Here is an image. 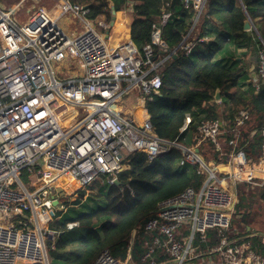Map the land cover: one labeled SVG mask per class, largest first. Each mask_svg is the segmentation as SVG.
I'll return each instance as SVG.
<instances>
[{
  "label": "built area",
  "instance_id": "obj_1",
  "mask_svg": "<svg viewBox=\"0 0 264 264\" xmlns=\"http://www.w3.org/2000/svg\"><path fill=\"white\" fill-rule=\"evenodd\" d=\"M206 1L185 0V5L200 16ZM60 10L54 16L36 8L20 23L15 12L0 5V264L50 263L47 240L59 231L41 226L39 211L49 213L48 222L64 209V197L87 189L101 175L115 183L136 151L154 160L176 148L181 152L178 165L196 164L197 173L205 176L203 186L188 187L159 203L145 226L156 235L140 262L132 257L134 229L125 261L106 249L93 264H195L202 255L208 256L203 264H264V235L252 228L239 234L232 227L238 184L264 185V125L250 134L262 138L256 158L241 147L243 127L251 119L248 108L226 120L201 121L189 146L161 138L148 104L161 93L159 66L176 53L162 40L161 27L155 28L152 44L142 52L133 40L111 48L97 28H109L105 18L90 20V9L71 0H62ZM68 13L83 21L82 30L73 36L59 22ZM170 15H163L162 24ZM195 25L182 47L187 56L208 39L197 40ZM153 45L166 54L164 59L154 54ZM258 56V63L246 69V84L256 93L264 85V47ZM67 61L77 66L71 76L58 70H70ZM134 92V106L123 113L125 93ZM190 123L188 116L182 133ZM222 139L228 150H223ZM205 142L221 152L217 160L200 152ZM70 178L77 191H67L63 181ZM75 225L79 223H69ZM209 231L216 243L203 248Z\"/></svg>",
  "mask_w": 264,
  "mask_h": 264
},
{
  "label": "trees",
  "instance_id": "obj_2",
  "mask_svg": "<svg viewBox=\"0 0 264 264\" xmlns=\"http://www.w3.org/2000/svg\"><path fill=\"white\" fill-rule=\"evenodd\" d=\"M74 1L90 9L88 18L91 20L102 15L107 21L111 20V6L117 11L132 7L131 38L138 49L142 52L146 45L152 44L155 28L161 27L162 40L170 50L176 51L159 66L163 80L161 93L148 104L151 121L158 136L167 140L179 139L182 144L189 146L198 133L201 121L226 120L234 112L248 108L251 119L243 127L241 147L248 156L256 158L260 155L262 138L258 134L250 138V134L264 125V85L257 93L253 87L245 88L241 85L246 73L240 69L241 61L238 59L237 64L234 59L238 58L235 50L245 48L246 64H249L250 56L258 63V50L264 46L256 34L244 29V21L250 16L264 41V0H207L193 34L197 40L203 36L208 39L198 42L188 56L182 47L198 11L193 6L186 7L185 0ZM168 12L171 15L162 24L163 15ZM213 16L223 21L226 30L225 34L208 41L212 28L207 31L206 26ZM119 28L123 32L122 38L125 37L124 26ZM226 45V56L215 59L217 52ZM153 47L154 54L159 55L160 60L164 59L166 54L158 46ZM217 88L221 89L219 101L214 97ZM188 116L191 117V123L182 133L181 128ZM207 143L200 145V152L209 159L217 160L219 151L212 144L215 154H208V147L205 146ZM228 149L226 146L225 150ZM180 157L181 152L177 148L154 160H150L144 152L132 153L126 161L127 168L118 176L120 183L110 184L108 191L104 193V208L78 216L76 214L71 222H78L79 225L73 229H68L67 219L64 218L62 223L58 221L50 224L51 229L61 232L60 240L52 248L53 256L49 249L50 264H93L106 249L116 258L125 261L134 229H137V233L132 257L135 262H140L148 243L156 235V232L147 231L145 226L155 216L159 203L188 187L200 189L204 184L205 176L197 173V165L179 166ZM66 189L72 192L68 187ZM237 191L238 203L232 227L239 234L247 233V228L250 227L264 235V185L240 183ZM90 192L89 187L82 189L74 197H64L62 202L67 206H78ZM103 192L105 191H100L102 194ZM63 213L64 210H57L55 216L60 217ZM208 234L209 240L201 243L203 248L216 243L214 232L209 231ZM196 239L199 242V238ZM72 247L75 251H71ZM261 248L264 251V241L261 242ZM77 251L81 252L72 259ZM207 259V255H202L193 262L203 264Z\"/></svg>",
  "mask_w": 264,
  "mask_h": 264
},
{
  "label": "rangeland",
  "instance_id": "obj_3",
  "mask_svg": "<svg viewBox=\"0 0 264 264\" xmlns=\"http://www.w3.org/2000/svg\"><path fill=\"white\" fill-rule=\"evenodd\" d=\"M72 2H74V1L72 0ZM61 3H62V0H0V5H2L3 7L10 9L13 12H15L16 17L20 23L27 21L28 19H30L32 17V15L35 12V10L32 9L34 7L35 8H42V9L45 8V9H47L48 12H50V14H52L54 16H58L60 11H61L60 10V4ZM71 17H73V20H70ZM210 20H211V22H208L207 31L210 28H212V31H210L208 41H213V39L216 38L217 35L225 34L226 25L219 18L218 19L215 18V16L211 17ZM59 22H60L61 26L63 27V29L65 31H67L68 34L71 36H73V33L80 32L83 28L82 27L83 21L80 20L79 17H74V15L72 13H68L67 15L60 18ZM109 22H110V20H109ZM247 31L254 33V35L256 34V36L258 37V39L262 42V44L264 46V41L262 40L260 32L257 30V28L256 29L252 28L251 30H247ZM227 32H229V27L227 28ZM122 35L123 34L121 33V36H120L121 39H122ZM263 39H264V37H263ZM230 46H231V48H234L233 44H230ZM245 51H246V49H244V50L240 49L238 51L235 50V55L237 57H241L240 69H242L244 71V73H246V76H247L246 69L249 68L253 64L256 65L257 60L253 59L250 56V58H251L249 60L250 62L248 61L250 65L249 64L247 65L246 60H245V56H244ZM258 52H259V50H258ZM234 61L237 64L239 63L237 58H235ZM67 62L72 65V68L70 70H68L67 68H64V67H61L58 70L64 72L65 76H71L74 74L73 72L77 69V66L72 64L71 61H67ZM60 77H61V75H60ZM240 83H241V85H243L246 88V86H247L246 78H244L243 81ZM135 95H136L135 92L131 93V94L125 93V95L123 97V101L130 103V105H132L131 103H133L135 101ZM123 108L128 110L127 106H123ZM221 144H222L223 150H225L226 149V141H224L222 139ZM211 145L212 144L207 143L205 146L208 147V154L212 155V154H215V152H214L215 148H214V146H211ZM22 178L26 179L25 170L23 172ZM107 178H108V176L101 175L99 177V179L94 184L89 186L91 192H90V194H87V197L82 202V204H80L78 206L64 205V209H63L64 213L60 217H56L54 215V216H52V220H49L47 222V220L50 217L49 213H47L45 211H44L45 213H42V211H39L38 216H39L40 223H42L41 226L47 225V228L51 229L50 224L52 222L57 223L59 221L60 223H62L63 222L62 219L64 218V219H67L68 229H73V228L78 227V225H75L73 227H69V223L76 218V214L78 216V215L94 212V211L100 210V209L105 207L106 196H104V193H106V191H108L109 186H110V183H106ZM100 191H105V192H103V194H102V193H100ZM54 213H56V211ZM78 233H80V231ZM60 234H61V232H59L58 234H55V235H51L47 240V246L50 249V253L52 256H53L52 244L54 246L57 245L58 241L60 240ZM49 249H48V253H49ZM71 251H75V248L72 247ZM80 252L77 251L76 253H74L72 256V259L76 258ZM48 255H49V260L51 261L50 254H48ZM32 262H35V261H32Z\"/></svg>",
  "mask_w": 264,
  "mask_h": 264
},
{
  "label": "crops",
  "instance_id": "obj_4",
  "mask_svg": "<svg viewBox=\"0 0 264 264\" xmlns=\"http://www.w3.org/2000/svg\"><path fill=\"white\" fill-rule=\"evenodd\" d=\"M74 1V0H73ZM72 2V0H71ZM76 1L72 2V3H75ZM2 6V5H1ZM32 9H36L35 7L32 8ZM31 9V10H32ZM45 9V8H44ZM47 10V9H46ZM30 11V10H29ZM111 14L113 16V13H112V6H111ZM105 17L102 15V16H99L97 18H95L94 20L92 21H97L99 19H104ZM80 19V17H79ZM113 18H111L110 22H109V28L106 29V30H103L101 27H97L100 31H103L104 34H105V38H107V41L109 44H115L113 45L114 47L122 44L123 42H126V41H129V40H132L131 38V25H132V21H133V10H132V7L131 8H127L126 10H119L117 11L116 10V13H115V19L113 20V23L111 24V21H112ZM70 20H73V17L70 18ZM81 20V19H80ZM91 20V19H90ZM124 26V29H125V37H123L122 39L120 37H118V39H113L112 36L114 34V28H117L116 30L120 29L119 27H123ZM207 28V26H206ZM121 30V29H120ZM107 31H109L108 33V36L106 37V34H107ZM122 32V30H121ZM203 32H205V29L203 30ZM123 33V32H122ZM119 34V32H118ZM115 38V37H114ZM117 40V41H116ZM228 45L225 46V48L223 50H220L219 52H217V54L215 55V59H222L224 58V56H226V53L228 51L227 49ZM242 50H244L245 48H240ZM240 49H237L240 50ZM237 59H241V57H238ZM255 65V64H253ZM240 66V65H239ZM132 105H130V103H127V109L131 108V106H134V102L131 103ZM123 113H125V111L127 112L126 109L123 108ZM220 154L221 152L219 151V157H220ZM205 156V155H204ZM206 157V156H205ZM207 158V157H206ZM218 158V157H217ZM209 159V158H207ZM211 159V158H210ZM214 160V159H213ZM68 191V190H67ZM74 191H77V189H75ZM80 191V190H79ZM78 193V192H77ZM74 195H72L71 197H74ZM248 230V228H247Z\"/></svg>",
  "mask_w": 264,
  "mask_h": 264
},
{
  "label": "water",
  "instance_id": "obj_5",
  "mask_svg": "<svg viewBox=\"0 0 264 264\" xmlns=\"http://www.w3.org/2000/svg\"><path fill=\"white\" fill-rule=\"evenodd\" d=\"M112 13H113V16H112V21H111V24L113 23V20L115 19V13H116V10H115V7L112 6ZM199 19V16H197L196 20L194 21V24L193 26L196 24L197 20ZM254 27V23L252 21V19L250 18V16H248L245 21H244V29L245 30H251L252 28ZM108 33L109 31H107V34H106V37L108 36ZM215 99L217 101H219L221 99V89L220 88H217L216 92H215ZM197 151H199V149H197ZM115 183L119 184L120 181L119 179H115ZM54 204L56 205L57 204V201L54 202ZM250 227H248V231H250ZM47 264H50V263H47Z\"/></svg>",
  "mask_w": 264,
  "mask_h": 264
},
{
  "label": "bare ground",
  "instance_id": "obj_6",
  "mask_svg": "<svg viewBox=\"0 0 264 264\" xmlns=\"http://www.w3.org/2000/svg\"><path fill=\"white\" fill-rule=\"evenodd\" d=\"M117 28H114V34H113V36H112V38L113 39H118V37H120L121 36V30L120 29H118V30H116ZM118 32H119V34H118ZM123 34V33H122ZM115 37V38H114ZM117 41V40H116ZM113 45H115V44H109V47H111V48H114V46ZM63 183L65 184V186L66 187H68L71 191H74L75 189H77V184H76V182H75V180H73V179H69V180H65V181H63ZM42 213H45L44 211H42ZM41 225H42V223H41ZM30 262H32V260H29Z\"/></svg>",
  "mask_w": 264,
  "mask_h": 264
}]
</instances>
